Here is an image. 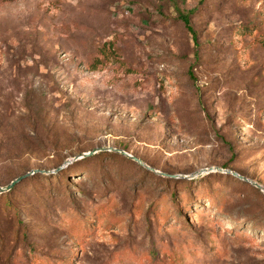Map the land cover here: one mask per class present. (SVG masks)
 I'll return each mask as SVG.
<instances>
[{
	"label": "rangeland",
	"instance_id": "1",
	"mask_svg": "<svg viewBox=\"0 0 264 264\" xmlns=\"http://www.w3.org/2000/svg\"><path fill=\"white\" fill-rule=\"evenodd\" d=\"M18 178L0 264H264V0H0Z\"/></svg>",
	"mask_w": 264,
	"mask_h": 264
},
{
	"label": "trees",
	"instance_id": "2",
	"mask_svg": "<svg viewBox=\"0 0 264 264\" xmlns=\"http://www.w3.org/2000/svg\"><path fill=\"white\" fill-rule=\"evenodd\" d=\"M191 14H193V12H191V13L188 14V15L181 14L180 17H181V19L183 20V22L187 25L189 31L192 33L194 39L196 40V36H195L196 33H195V31L193 30V28H192V26H191V24H190V15H191ZM106 56H107V54H106ZM107 57H109V56H107ZM109 59H110V58H109ZM187 207H189V206H187ZM187 209H188V208H187Z\"/></svg>",
	"mask_w": 264,
	"mask_h": 264
},
{
	"label": "water",
	"instance_id": "3",
	"mask_svg": "<svg viewBox=\"0 0 264 264\" xmlns=\"http://www.w3.org/2000/svg\"><path fill=\"white\" fill-rule=\"evenodd\" d=\"M138 162H140L138 159H136ZM22 178H18L17 180L13 181L10 185H8L6 188H0V191H7L10 190L14 185H16ZM260 187V186H259Z\"/></svg>",
	"mask_w": 264,
	"mask_h": 264
}]
</instances>
